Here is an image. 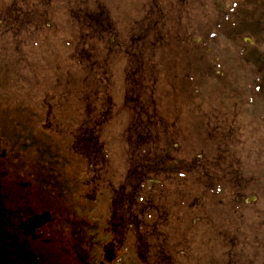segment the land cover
Here are the masks:
<instances>
[{"label": "flooded vegetation", "instance_id": "af4514ba", "mask_svg": "<svg viewBox=\"0 0 264 264\" xmlns=\"http://www.w3.org/2000/svg\"><path fill=\"white\" fill-rule=\"evenodd\" d=\"M29 1L0 0V85L39 81L33 48L22 37L7 42L8 27L19 36L25 23L46 20V8L41 19L25 11ZM42 2L69 9L84 33L73 50L97 65L87 76L99 85H111L109 64L123 56L137 110L117 161L97 136L78 139L118 118L103 102L80 112L71 142L30 143L14 158L12 143L0 144V264H264V159L254 176L242 168L248 144L264 155V98L217 94L264 83V0ZM187 81L197 93L212 87L206 101L191 98L204 103L195 113L140 103L157 98V85ZM42 213L47 222H30ZM201 225L213 238L197 236Z\"/></svg>", "mask_w": 264, "mask_h": 264}, {"label": "rangeland", "instance_id": "374dc122", "mask_svg": "<svg viewBox=\"0 0 264 264\" xmlns=\"http://www.w3.org/2000/svg\"><path fill=\"white\" fill-rule=\"evenodd\" d=\"M8 3L11 4L12 2L8 1ZM32 3H35L36 5L32 6ZM32 8L35 9L37 17L39 19H41L39 14L42 11H45L46 8L48 18L54 22V26H52L51 29H48L44 28L45 25L43 26L41 24L38 28L35 29L33 27L34 24L28 22L27 25L23 26V28H18L22 29L21 31H19V36L12 35L7 37V40L9 42V40H11V37H15L19 40H21L22 37V39L24 40L25 37H27V42H23L22 47H33V50L35 51L34 57L30 58L29 55L27 56L30 58V62L34 63L35 66L37 64V66L43 70L42 73L37 72V75L39 78V82H42L45 86L40 85L36 87L37 91L31 90V85L27 84H18L17 86L8 85L3 90H1L0 87L1 97L13 96L20 87H26L24 90L30 88L27 98H22L21 95H18V98L0 97V116L3 113L11 114V112H15L16 110H18L16 108L19 107L20 104H22L24 105V108L22 109H24L27 114L25 113V116L19 117L23 118V122L24 120H26V125L31 130H34L35 128L40 126L38 122L47 121V126H50L49 122H53L54 116L58 117L57 114L59 112L67 109L68 107H70L71 109L79 107L81 104L80 98H82V100H86V105L88 106L86 111L88 113L102 109L101 103L103 102L105 103L104 110L108 109L109 112H111V115L112 113H114L121 118L119 123H112L117 125L110 124L108 127H106L110 128L106 133L107 135H104V130L102 131L103 138H111L113 143L119 144L121 141L120 134L127 126L126 117H131V110H137V108L134 109L132 107V101L130 100V85H123L122 83L123 71L125 68L124 62L120 61V64L118 63L117 65H114L112 67L113 78L115 82L114 85L105 87L103 85L98 86L97 83H93L94 81L89 82L90 80L86 79L84 72V59L78 54V52L73 50L74 47L81 46L83 42H81V40L77 41V30L75 26L78 25L74 20L70 18V13L67 15V8L58 6L56 9H54L53 7L46 6V3L42 2V0H30L28 5L24 7V9L25 11H28ZM188 10V12H190V9ZM13 14H15V12L12 13V10L8 8V17ZM185 21L186 18L183 16L180 23H183ZM76 41L77 43L73 47ZM11 45V48L15 47V45ZM48 47L54 48L52 53L48 52ZM79 60L83 61L84 66L79 64ZM93 69H95V67ZM29 72L30 70L23 71L22 81H28L27 75L32 74V72L31 74ZM0 76H4V74L1 73ZM29 83H32V81L29 80ZM180 85L179 83H177L176 85H157L155 87V94L157 95V98L140 99V103L142 102V104L146 105L149 104L147 108L148 111L152 109L160 110L170 109L171 107H181L185 115L187 111H193L195 113V111L200 110V105L204 103H201L197 100L206 101L205 98L213 93L212 88L205 90L202 86L201 88H199V92L197 94L192 95V91L189 90V92H187L186 94L187 98H183V95L180 92ZM195 86L196 85H194V87ZM242 89L243 87H227L225 88L224 95H226L227 91L229 90L236 93V91H242ZM244 89L245 93L248 96L252 95V86L245 87ZM81 91L84 93V96L82 97L80 95ZM91 91V95L95 94V92L98 91V96H90ZM202 91L203 95L201 96ZM107 93H109V97L105 96ZM190 98L198 99L194 101L193 107L192 103L184 106V102H187L188 100H190ZM57 108H59L61 111ZM192 118L193 117L191 115L189 119ZM58 120L61 123V125H58L60 127L58 130L59 132H63V129L61 127H64L65 125L76 130L74 127L75 125L72 123L74 119L70 120L68 117H62ZM1 121L2 120H0V123ZM187 124V127H191L193 123L189 120ZM111 132L112 135H110ZM93 138H95V132L93 134ZM113 152L116 153L117 150H113ZM260 158L264 159V155H260L256 148L252 149L248 144L245 148L244 154L245 163L242 168L245 170V174L243 175H247V178H249L250 176H254L257 173V164L260 162ZM255 162L257 163L256 165L254 164ZM195 232L197 236L203 239L205 235L208 237L210 234L212 238L214 236V233L211 232L209 227L203 225L197 228Z\"/></svg>", "mask_w": 264, "mask_h": 264}]
</instances>
